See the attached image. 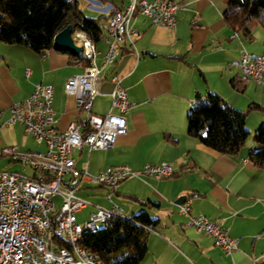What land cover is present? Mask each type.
<instances>
[{"label": "crops", "instance_id": "1", "mask_svg": "<svg viewBox=\"0 0 264 264\" xmlns=\"http://www.w3.org/2000/svg\"><path fill=\"white\" fill-rule=\"evenodd\" d=\"M78 1L92 17L108 16V5L121 8L128 2ZM182 3L185 8L178 12L174 29L153 25L136 12L132 23L142 34L133 44L119 46L111 65H103L105 40L101 37L95 42V65L101 81L93 111H109L114 76L120 77L134 106L126 114L127 132L111 149H87L83 166L98 173L120 164L134 170L146 163L172 164L170 177L128 178L114 193L132 201L129 215L144 209L159 220L146 234L147 252L141 264H264V169L249 159L257 145L251 139L234 155L217 153L188 135L186 119L194 97L211 91L231 107L248 111L245 123L251 133L264 122V76L259 83L246 82L243 90L231 84L233 79L240 80L236 64L239 50L244 47L253 54L263 53L264 32L257 26L251 38L241 32L233 36L223 18L226 0ZM105 21L100 19L102 25ZM69 52L51 49L39 55L27 46L0 42V170L33 174L29 167L2 155L5 146L17 145L22 151L45 149L21 125H5L8 107L25 100L36 83L54 87L58 129L66 128L76 117L75 98L66 94L63 86L68 77L82 73L85 67L82 62L70 61ZM26 69L31 71L29 75ZM251 104L261 108L248 110ZM183 165L188 169L183 170ZM90 187L85 184L84 188ZM129 195L154 204L140 206ZM183 195L190 199L191 214H203L239 238L236 251L225 254L208 234L183 227L188 217L178 212L179 204L175 203Z\"/></svg>", "mask_w": 264, "mask_h": 264}, {"label": "built area", "instance_id": "2", "mask_svg": "<svg viewBox=\"0 0 264 264\" xmlns=\"http://www.w3.org/2000/svg\"><path fill=\"white\" fill-rule=\"evenodd\" d=\"M184 8L182 2L172 0H128L117 9L108 5V17L102 25L105 31L102 38L107 43L103 65L114 63L119 46L133 44L141 36L142 32L132 23L136 12L153 25L174 29L177 14ZM72 38L89 65L64 83V92L74 96L77 111L67 127L60 130L56 126L54 87L50 84L36 83L25 100L8 107L5 125H21L45 149L22 151L17 145H9L1 150L2 155L29 167L33 174L0 170V264H107L79 245V240L84 231L105 225L111 217L126 216L112 198L117 185L132 177L159 180L173 173L168 161L146 163L138 170L124 164L108 166L98 173L77 167L72 150L111 149L127 132L126 114L134 102L128 98L120 77L114 76L109 111L105 114L93 111L101 81L100 69L95 65V42L79 27L72 29ZM236 64L242 81H262L264 52L253 54L242 47ZM30 72L25 70L26 75ZM85 184L104 187L110 205L98 207L79 223L77 213L89 203L76 192ZM178 212L188 217L183 227L208 234L225 254L237 250L239 238L230 236L207 216L191 214L190 199L179 204Z\"/></svg>", "mask_w": 264, "mask_h": 264}, {"label": "trees", "instance_id": "3", "mask_svg": "<svg viewBox=\"0 0 264 264\" xmlns=\"http://www.w3.org/2000/svg\"><path fill=\"white\" fill-rule=\"evenodd\" d=\"M226 3L223 18L229 29L241 32L246 38L253 36L257 26L264 32V0H226ZM103 17L108 16L85 15L78 0H0V42L24 45L41 55L55 49L53 38L67 25L79 27L97 42L103 35L100 23ZM70 61L82 62L84 67L89 65L81 51L70 53ZM231 84L236 90H243L246 81L233 79ZM254 108L261 107L251 104L248 110ZM247 112L231 107L214 92L197 94L186 113L187 133L203 146L227 155L236 154L251 135L257 147L250 152L249 159L255 167L264 169V122L251 133L245 123ZM182 168L188 169L186 165ZM129 197L140 206L154 204L150 200ZM158 222L144 209L129 216H113L105 225L84 231L79 245L107 264H141L147 252L146 234Z\"/></svg>", "mask_w": 264, "mask_h": 264}, {"label": "rangeland", "instance_id": "4", "mask_svg": "<svg viewBox=\"0 0 264 264\" xmlns=\"http://www.w3.org/2000/svg\"><path fill=\"white\" fill-rule=\"evenodd\" d=\"M80 8L84 9L85 15L89 13V11L85 8V5L83 3H80ZM90 16V15H87ZM98 16V15H96ZM103 20H101L102 22ZM260 29H262L261 26H259ZM252 137L251 135L248 137L246 142L251 141ZM72 156L77 159V165L79 168H83L84 162L88 159V153L87 148H84L83 153L80 154L79 150L73 149L72 150ZM91 187L89 189H85V185H83L79 190L76 192L80 198H82L87 203V207L83 208L80 212L77 213V220L79 223H83L85 220L88 219V215L91 212H95L98 207L104 208L107 205H110L108 201L106 200V189L102 187H95L94 185H90ZM95 187V188H94ZM113 201L117 202L124 211L125 215L130 214V204L132 201H130L127 198H123L120 195H113ZM56 203L59 205V199L56 198ZM99 227V225H97Z\"/></svg>", "mask_w": 264, "mask_h": 264}, {"label": "water", "instance_id": "5", "mask_svg": "<svg viewBox=\"0 0 264 264\" xmlns=\"http://www.w3.org/2000/svg\"><path fill=\"white\" fill-rule=\"evenodd\" d=\"M72 26L67 25L64 29L57 32L53 38V46L55 49H63L70 51L73 54H77L80 52V47L74 43L72 38ZM187 199L186 195H183L178 198L175 202L176 204H181L185 202Z\"/></svg>", "mask_w": 264, "mask_h": 264}]
</instances>
